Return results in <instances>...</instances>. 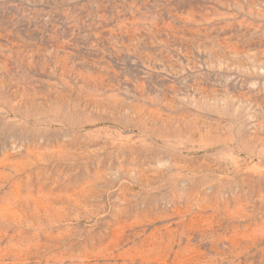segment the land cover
I'll use <instances>...</instances> for the list:
<instances>
[{
	"label": "rangeland",
	"instance_id": "rangeland-1",
	"mask_svg": "<svg viewBox=\"0 0 264 264\" xmlns=\"http://www.w3.org/2000/svg\"><path fill=\"white\" fill-rule=\"evenodd\" d=\"M0 264H264V0H0Z\"/></svg>",
	"mask_w": 264,
	"mask_h": 264
}]
</instances>
